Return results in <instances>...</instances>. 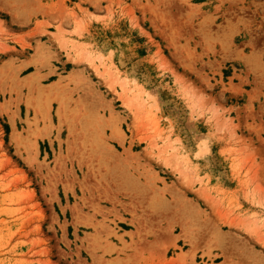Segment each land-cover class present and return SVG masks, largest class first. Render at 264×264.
Here are the masks:
<instances>
[{"label":"rangeland","instance_id":"374dc122","mask_svg":"<svg viewBox=\"0 0 264 264\" xmlns=\"http://www.w3.org/2000/svg\"><path fill=\"white\" fill-rule=\"evenodd\" d=\"M0 264H264V0H0Z\"/></svg>","mask_w":264,"mask_h":264},{"label":"crops","instance_id":"0c3cea01","mask_svg":"<svg viewBox=\"0 0 264 264\" xmlns=\"http://www.w3.org/2000/svg\"><path fill=\"white\" fill-rule=\"evenodd\" d=\"M79 18L83 21V23H82L83 27L87 26L88 19L86 17H84L83 15H80ZM68 27H69V29L67 30L68 34L62 36V39H61L63 44L67 46V50L63 51V49H60L59 47L57 49H58L59 55L61 57H64V54L66 55V53L68 52L71 60H70V62H67V63L72 65V66H77V65H79L76 62L78 59L77 53L80 52L81 46H79V45L82 44L79 41V39L83 35V33L75 34V32H74L75 28H76L75 23H70L68 25ZM83 30H84V28H83ZM66 36H69V37H66ZM77 38H79V39H77Z\"/></svg>","mask_w":264,"mask_h":264}]
</instances>
